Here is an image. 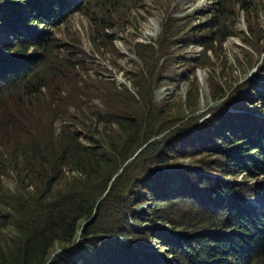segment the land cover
<instances>
[{"label":"trees","instance_id":"1","mask_svg":"<svg viewBox=\"0 0 264 264\" xmlns=\"http://www.w3.org/2000/svg\"><path fill=\"white\" fill-rule=\"evenodd\" d=\"M86 1L0 0V228L15 233L0 242V264H264V209L249 206L248 185L232 188L211 175L264 176V121L221 108L194 115V83L183 110L171 113L153 103L150 80L130 91L89 78L78 58L65 65L60 51L67 48L53 29ZM93 1L100 21L87 7L78 10L89 22L90 42L112 46L107 31L119 17L104 11L113 8L104 3L110 0ZM214 1V34L198 38L197 68L233 34L221 12L236 4L249 12L248 0ZM135 51L149 68L154 50L137 44ZM207 83L213 100L224 94L225 83ZM255 94L243 104L262 116L264 92ZM202 135L205 145L179 155L191 162H179L176 147H193ZM66 170L79 176L68 179ZM10 172L15 194L3 181ZM254 190L264 204V181ZM151 201L157 207L149 213L137 210ZM148 237L166 239L168 259L147 251Z\"/></svg>","mask_w":264,"mask_h":264},{"label":"rangeland","instance_id":"2","mask_svg":"<svg viewBox=\"0 0 264 264\" xmlns=\"http://www.w3.org/2000/svg\"><path fill=\"white\" fill-rule=\"evenodd\" d=\"M73 2L78 3L79 0ZM104 3H111L110 8L113 7L111 9L107 7L104 11L114 10L119 17L110 22L113 27L107 31V35L112 38V46L107 45L103 40L92 45L88 36L89 22L78 10L87 7L86 14L91 16L96 12L92 16L96 18V22L100 21L103 15L102 11L97 10L98 3L95 1L82 2L68 18L67 23L53 29L60 44L67 48L60 51L65 65H68L69 59L76 61L78 58L86 66L85 75L89 78L104 83H115L119 87H127L130 91L134 88L133 83H138L142 78L150 80L153 103L168 107L171 113H175L179 108L183 110L187 92L194 83L198 94L197 111L194 115H200L204 111L209 112V109L221 108L218 112L247 113L264 121V115L255 113L253 108L243 104L247 102L246 99L254 97L255 92H264V74L260 73L261 70L264 71V0H248L249 12L241 10L239 4H236L234 9L221 12L219 16L223 18L224 15L228 19L225 20V25H233L231 30L233 34L227 36L222 44L214 45V51L207 52L205 58H209L210 63L200 68H197L200 62L193 60L203 56L202 41L198 38L204 36L210 38L214 34L210 29L215 23L213 14L217 6L214 0H116L114 2L110 0ZM107 21L105 20L104 23ZM226 31L224 28L222 33ZM3 37L0 33V39ZM191 42L194 44H190ZM137 44L154 50V53H150L153 62L147 69L135 51ZM195 68L197 69L194 72L196 79L194 81L191 72ZM209 80L214 82L220 80L226 85V89L221 87L224 94L216 100L211 98L210 86L207 83ZM246 87L249 94L245 92ZM92 101L97 105L102 99L98 96ZM67 122L73 125L72 122ZM58 127L56 122L53 128ZM205 138L204 135L193 138V147L188 145V141L181 143L176 147L177 160L188 165L191 162L190 158L181 159L179 155L193 152L200 144L205 145ZM192 168L197 167L192 166ZM211 175L232 188L248 185L247 194L251 196H246L245 200L247 202L251 200L248 203L251 207L264 209L262 199L250 193V187L254 190L257 183L262 184L264 176L253 180L245 176L233 179L216 173ZM76 176L79 175L65 171V177L68 179ZM3 181L12 191L11 193L15 194L17 190L15 175L10 172ZM259 188L254 191H258ZM153 205L157 207L153 201L146 202L137 207V210H145L149 213L154 208ZM218 211L221 213L220 210ZM175 219L176 216L170 221ZM157 226L160 227L159 224ZM133 227L137 229L139 226L133 224ZM144 227L153 231L148 222ZM168 227L169 224L165 223L162 228L168 229ZM14 235L13 230L0 228L2 244ZM164 240L148 237L147 251L168 259L166 252L161 249L167 243L166 239ZM77 244L78 241L75 242L73 249ZM55 248L54 254L59 255L61 249L58 246Z\"/></svg>","mask_w":264,"mask_h":264},{"label":"clouds","instance_id":"3","mask_svg":"<svg viewBox=\"0 0 264 264\" xmlns=\"http://www.w3.org/2000/svg\"><path fill=\"white\" fill-rule=\"evenodd\" d=\"M251 198H252V197H251ZM251 198H250V199H251ZM252 199H253V198H252ZM249 202H251V200H249ZM249 202H248V203H249ZM253 202H255V201H253ZM255 203H256V202H255ZM257 204H258V203H257ZM259 205H260V204H259ZM261 206H262V205H261Z\"/></svg>","mask_w":264,"mask_h":264}]
</instances>
